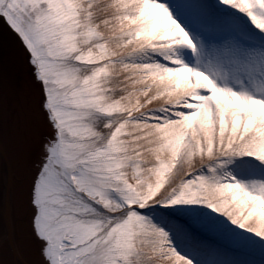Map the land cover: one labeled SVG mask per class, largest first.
<instances>
[{
  "label": "snow or ice",
  "instance_id": "6c2138e0",
  "mask_svg": "<svg viewBox=\"0 0 264 264\" xmlns=\"http://www.w3.org/2000/svg\"><path fill=\"white\" fill-rule=\"evenodd\" d=\"M0 27L47 128H0L36 264H264V0H0Z\"/></svg>",
  "mask_w": 264,
  "mask_h": 264
},
{
  "label": "water",
  "instance_id": "95a60500",
  "mask_svg": "<svg viewBox=\"0 0 264 264\" xmlns=\"http://www.w3.org/2000/svg\"><path fill=\"white\" fill-rule=\"evenodd\" d=\"M34 95L35 88L26 55L12 33L0 27V128L6 133L14 130L19 118L22 124L35 127L44 135L47 128L40 117L25 113L26 100ZM17 201V171L12 153L5 145L0 155V244L3 245L5 264H16L15 259L19 255L16 219L21 217V212L18 211Z\"/></svg>",
  "mask_w": 264,
  "mask_h": 264
},
{
  "label": "bare ground",
  "instance_id": "6f19581e",
  "mask_svg": "<svg viewBox=\"0 0 264 264\" xmlns=\"http://www.w3.org/2000/svg\"><path fill=\"white\" fill-rule=\"evenodd\" d=\"M45 134H47V132ZM23 227L24 225L20 223V218H17L16 230H17V244H18L19 255L16 257L15 263L36 264L38 260L36 246L33 244L32 240L29 238L26 232L21 231ZM242 258L258 260L259 255L253 254Z\"/></svg>",
  "mask_w": 264,
  "mask_h": 264
}]
</instances>
